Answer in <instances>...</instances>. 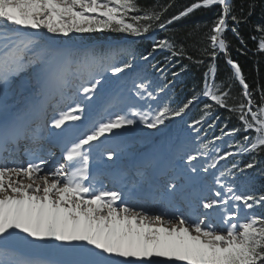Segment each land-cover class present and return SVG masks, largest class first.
Listing matches in <instances>:
<instances>
[{
    "label": "snow or ice",
    "instance_id": "1",
    "mask_svg": "<svg viewBox=\"0 0 264 264\" xmlns=\"http://www.w3.org/2000/svg\"><path fill=\"white\" fill-rule=\"evenodd\" d=\"M217 6L220 10L205 34L208 43L200 49L211 61L201 93L178 108L127 104L126 110L93 120L85 131L71 137L74 125L66 122L81 121L102 84L109 83L107 75L125 84L121 77L135 67L137 54L127 43L70 49L57 41L75 39L72 33L103 30L146 37L155 28L165 29L199 9ZM255 7L254 2L249 5V15ZM164 11H145L136 0H0V97L7 95L16 79L27 75L37 97L46 99L55 84L63 101L50 114L43 102L11 115L6 106L0 109V264H264V214L256 211L264 208V192L249 190L251 178L239 187L236 182L237 172L255 168L257 156L264 153V91L257 105L239 64L232 59L226 62L243 89V99L229 106L230 86L225 91L215 83V61L219 53L227 54L223 34L229 17L233 24L241 18L231 12L230 0H193L170 20L163 19ZM257 30L264 33V27L258 25ZM231 31L240 38L235 27ZM257 48L264 52V35L258 38ZM165 49L172 56L185 54L167 39H153L152 51L140 59L147 61L153 52ZM123 91L112 97L109 109L125 103ZM128 91L139 100L158 98L152 82L139 74ZM201 96L210 102L190 127L202 124L215 105L238 113L242 127L226 135L255 133L235 145L236 153L217 151L213 156L212 142L200 143L180 157L186 165L182 174L156 178L138 169L143 182L130 188L128 184L96 186L90 162L102 137L107 140L121 129L140 125L160 131L165 121L182 117ZM29 113L37 118L30 121ZM42 117L52 130L69 133L61 146L62 161L54 171H45L48 160L41 155L45 138L38 121ZM22 142L30 157L26 165L12 159ZM103 151L109 161L117 155L110 148ZM242 153L255 154L244 168L238 164L218 168L220 161ZM124 179L120 174L114 185L123 184ZM153 204L168 210L153 212Z\"/></svg>",
    "mask_w": 264,
    "mask_h": 264
},
{
    "label": "trees",
    "instance_id": "2",
    "mask_svg": "<svg viewBox=\"0 0 264 264\" xmlns=\"http://www.w3.org/2000/svg\"><path fill=\"white\" fill-rule=\"evenodd\" d=\"M193 0H136L137 6L145 11H162L163 19L170 20L173 15H178ZM255 3V10L249 15V5ZM231 12L241 18L239 24H233L230 17L228 20V29L223 34V38L228 45V56L219 53L215 61L216 76L215 83L222 85V90L227 91L230 86V98L227 103L229 106L238 104L243 99V89L235 79L234 73L227 60L232 59L238 63L242 75L249 85L252 98L256 104H260V94L264 91V52L258 51V38L264 33L257 30V26L264 27V0H231ZM219 7L211 9H199L187 17L172 21L166 25L165 29L155 28L146 37H133L124 33H113L107 30L93 33H82L85 43H96L97 49H102L105 43L101 41L113 42L122 38L134 39L128 43L137 54L135 67L123 74L126 78H135L137 74L145 77L152 82V89L157 93V100H140L141 107L147 109L148 104L153 108L168 104L171 108H178L187 102L196 93H201L204 87V73L208 70V64L211 61L201 55L200 49L207 45L205 34L208 32L212 21L217 17ZM142 14V13H141ZM235 27L239 37L231 31ZM155 31L156 34L150 36ZM253 37H257L256 40ZM153 39L156 41L167 39L172 42L177 49H184V56H172L169 50H156L152 56L143 61L141 55H147L152 51ZM187 57H192L189 60ZM204 60L203 64H197L194 61ZM155 65V67H153ZM176 74L175 76L173 74ZM211 82V81H209ZM167 85V87H165ZM164 88L160 93L159 88ZM210 101L201 96L197 102L190 105L182 117L165 121V124L175 120L170 130V135H176L179 132V143L182 145L196 146L200 143L211 141V155L225 152L236 153L235 145L243 140L245 135H254V132H237L230 136L225 133L233 129L241 128L238 120V113L231 112L228 108L213 106L211 114L202 124L190 127L194 121L199 120L203 115L204 105ZM163 126V125H162ZM161 127V126H160ZM219 138V139H217ZM255 154L242 153L230 156L226 161H220L218 168H230L232 164H238L244 168L245 164L252 160ZM259 163L253 169H248L244 173L237 172V187L251 178L249 190L257 193L264 192V153L257 156ZM258 214H264V208L256 209Z\"/></svg>",
    "mask_w": 264,
    "mask_h": 264
},
{
    "label": "rangeland",
    "instance_id": "3",
    "mask_svg": "<svg viewBox=\"0 0 264 264\" xmlns=\"http://www.w3.org/2000/svg\"><path fill=\"white\" fill-rule=\"evenodd\" d=\"M70 35L76 38L73 40L63 38L62 40L57 41V43H68L71 44V47H78L80 44H86L82 38V34L72 33ZM105 79L109 80V83L102 84L99 93L89 104V107L85 111L84 117H82L81 121H69L66 122L67 124H83L82 127H84L86 130L88 125L93 120L106 117L107 115L118 111L121 108H125L126 110L127 104L138 103L139 99L133 98L126 90V83L120 84L118 82V87L114 88V84L117 81L111 78L110 74L107 75ZM121 79L127 81V78L124 75H122ZM28 80L29 78L27 75H25L23 78L16 79L13 87L8 91L7 95L0 97V109H3L6 106L10 113L17 109L21 110L24 104L27 103L29 105L32 103L38 104L39 97L36 96V89L29 84ZM53 85L55 86V84ZM121 88L124 89V91L121 93V96L125 100V103L119 104L116 108L109 109V101L115 94L121 92ZM55 91L56 95L60 96L59 91ZM30 117L32 120L36 118V116L32 113H29L28 118ZM169 124L170 123L168 122L161 126L160 131L149 130L143 125H140L128 131L121 129L116 135L111 136L107 140H104L102 137L101 140L103 143L101 144V147L98 149H93L92 160L90 162L91 166L97 167L98 169L94 168L97 171L100 169L102 172L111 170V173L117 175V177L120 174H123L125 176L124 182H128L131 180V178L135 177L137 182L142 183L143 181L137 175L138 169L144 170L149 177L156 178H161L162 174L164 173H167L168 175L182 174L186 165L185 161L180 157L191 148L185 145L175 144L174 137L168 135L167 133ZM40 125L42 130L52 131L49 133V136H51L53 133H59L61 131L59 129L52 130L49 126L46 128V125L44 124ZM172 126L173 125L170 126L169 130L172 128ZM164 130L167 131L164 133ZM159 132H163V134L154 141L155 137L153 133L155 134ZM105 148H110L116 151L117 155L113 160L109 161L107 159V156L103 151ZM134 159L136 160V165L132 166L131 162ZM200 162L203 163L204 158H201ZM129 163L131 165H129ZM209 179L211 178L209 177ZM180 183H184V180H181ZM179 206L181 207V210H186V206ZM27 251L31 253L33 250L29 249Z\"/></svg>",
    "mask_w": 264,
    "mask_h": 264
},
{
    "label": "bare ground",
    "instance_id": "4",
    "mask_svg": "<svg viewBox=\"0 0 264 264\" xmlns=\"http://www.w3.org/2000/svg\"><path fill=\"white\" fill-rule=\"evenodd\" d=\"M69 44H64L63 46H68ZM58 90V88H56ZM61 96V95H60ZM29 104H24L21 110L25 109ZM21 110H15L14 112H10L9 115L16 113ZM29 117V116H28ZM30 121L32 118H28ZM73 124V123H70ZM74 127L70 130L71 132V137L74 138L75 135H78L80 132L85 131V128L82 127L83 124H73ZM49 134V133H48ZM69 138V133L68 132H59V133H53L49 139L52 140L51 143H49V139L46 140L47 146L45 147V150L41 153V155H44L45 158L48 160V164L45 167V171H54L56 167H58L59 162L62 161V154H61V146L65 142V140ZM17 163H22L25 164L27 163L26 157L22 154L21 157L20 155H15L12 157ZM11 163V161H9ZM97 168V167H96ZM98 169V168H97ZM90 170L98 183L96 184L97 187H100L101 185L106 186L107 188H112L114 185V180L117 178V175L111 173V170H108L105 174L102 172L97 171L94 169L93 166L90 165ZM136 170V169H135ZM137 183L136 178H131L130 181L123 182V184H116L117 186L123 187L124 184H128V187L130 188L132 184ZM127 191V189H126ZM150 210L153 212H159V211H167L168 209H162L161 207L157 205H151ZM41 248L46 247L41 245Z\"/></svg>",
    "mask_w": 264,
    "mask_h": 264
},
{
    "label": "water",
    "instance_id": "5",
    "mask_svg": "<svg viewBox=\"0 0 264 264\" xmlns=\"http://www.w3.org/2000/svg\"><path fill=\"white\" fill-rule=\"evenodd\" d=\"M230 2H231V0H230ZM157 31H155L154 33H152L150 36H153L155 33H156ZM227 56H228V52H227V54H226ZM229 57V56H228ZM229 59V58H228ZM197 102V101H196ZM195 103V102H194ZM193 103V104H194Z\"/></svg>",
    "mask_w": 264,
    "mask_h": 264
}]
</instances>
